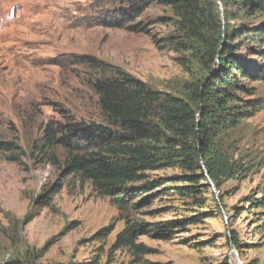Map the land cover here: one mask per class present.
<instances>
[{
    "label": "rangeland",
    "instance_id": "rangeland-1",
    "mask_svg": "<svg viewBox=\"0 0 264 264\" xmlns=\"http://www.w3.org/2000/svg\"><path fill=\"white\" fill-rule=\"evenodd\" d=\"M125 2L0 0V143L17 148H0V264H264V106L219 145L239 170L220 179L218 188L207 178L206 187L186 193L184 172L172 157L179 146L161 143L158 150L171 156L145 172L148 188L133 184L138 189L125 208L89 180L61 175V147L53 149L52 162L37 150L45 124L99 114L85 60L118 67L184 99L218 70L215 56L201 55L176 30L177 17L161 0L122 26L101 23L104 11ZM215 2L221 12V0ZM252 20L241 9L229 27ZM179 41L193 50L179 49ZM236 43L245 60L255 59L246 43ZM238 80L254 87L253 95L240 92L239 104L264 102V81ZM132 223L144 227L134 246L113 248Z\"/></svg>",
    "mask_w": 264,
    "mask_h": 264
},
{
    "label": "trees",
    "instance_id": "trees-1",
    "mask_svg": "<svg viewBox=\"0 0 264 264\" xmlns=\"http://www.w3.org/2000/svg\"><path fill=\"white\" fill-rule=\"evenodd\" d=\"M153 1L126 0V6L118 9L113 5L103 12L101 23L122 26ZM161 2L170 6L177 17L176 30L196 43L201 55L210 60L216 57L218 70L210 73L209 68L210 76L189 88L190 94L184 99L154 90L118 67L85 60L82 65L86 64L92 75L91 87L98 97L99 114L85 121H51L42 127L39 137L37 150L49 162L57 157L54 148L61 147L66 153L61 175H79L89 180L99 194L111 196L122 208L127 207L129 197L138 189L133 184L141 182L144 189L148 188L145 172L165 164L161 160L171 156L164 157L163 150H158L156 145L161 143L170 150L179 146L172 157L178 158L176 164L184 172L181 180L187 183L181 189L186 193L198 192V184L206 187L207 178L218 188L220 179L239 170L238 165L230 164L219 145L247 114H255L264 106L262 99L238 103L240 92H254V87L238 80L240 76L252 83L264 81V0H221V12L215 0ZM241 9L245 18L255 20L230 28L229 20ZM236 40L246 43L255 59L245 60L238 52ZM176 44L179 49L193 50L185 45L186 41ZM198 139L200 143L196 142ZM0 148L17 151L10 143H0ZM59 189L58 186L55 191ZM143 228L130 224L117 235L113 248L133 247ZM136 248L139 252L144 250Z\"/></svg>",
    "mask_w": 264,
    "mask_h": 264
}]
</instances>
